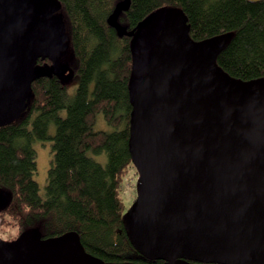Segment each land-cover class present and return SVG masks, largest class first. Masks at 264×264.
<instances>
[{
	"label": "water",
	"instance_id": "1",
	"mask_svg": "<svg viewBox=\"0 0 264 264\" xmlns=\"http://www.w3.org/2000/svg\"><path fill=\"white\" fill-rule=\"evenodd\" d=\"M127 147L136 197L123 215L135 250L162 264H264V78L229 76L216 59L226 35L194 41L178 8L130 32ZM58 0H0V127L27 108L39 78L62 81L66 36ZM38 60L50 64L37 65ZM0 264L107 263L77 234L27 230L0 240Z\"/></svg>",
	"mask_w": 264,
	"mask_h": 264
},
{
	"label": "trees",
	"instance_id": "2",
	"mask_svg": "<svg viewBox=\"0 0 264 264\" xmlns=\"http://www.w3.org/2000/svg\"><path fill=\"white\" fill-rule=\"evenodd\" d=\"M58 1L62 59L72 76L69 83L55 76L34 81L26 110L0 127V192L8 196L0 200V225L16 227L14 238L32 229L45 238L75 233L87 253L107 263L162 264L131 245L119 197L134 169L127 147L132 58L130 38L108 20L125 0ZM168 7L182 10L192 40L228 37L216 63L229 76L264 78V0H128L115 23L130 32ZM99 119L108 130L97 129ZM36 142L50 143L42 193L33 179ZM89 154H104L105 163Z\"/></svg>",
	"mask_w": 264,
	"mask_h": 264
},
{
	"label": "rangeland",
	"instance_id": "3",
	"mask_svg": "<svg viewBox=\"0 0 264 264\" xmlns=\"http://www.w3.org/2000/svg\"><path fill=\"white\" fill-rule=\"evenodd\" d=\"M249 1H257V0H249ZM63 61V59H62ZM64 62V61H63ZM71 75L68 79H65V82H70ZM97 129L108 130V127L99 119L97 123ZM33 148L36 152V173L33 176L34 181L38 184L40 188V192L42 193L43 188L46 183L47 171L49 168V162L51 158L50 154V143L49 142H36L33 144ZM95 161L104 164L105 156L104 154L94 156L89 154ZM137 174L136 170L130 169L128 173L125 175L124 180L121 184V190L119 193V197L122 200L124 211L126 212L130 206L132 205L135 197H136V183H137ZM7 194H1L0 192V200L5 202L7 200ZM16 236V227L0 225V240L2 241H10ZM15 239V238H14Z\"/></svg>",
	"mask_w": 264,
	"mask_h": 264
},
{
	"label": "flooded vegetation",
	"instance_id": "4",
	"mask_svg": "<svg viewBox=\"0 0 264 264\" xmlns=\"http://www.w3.org/2000/svg\"><path fill=\"white\" fill-rule=\"evenodd\" d=\"M44 63H47V62L44 61L43 64H44ZM48 64H50V63H48ZM129 117H130V113H129ZM128 124H129V119H128Z\"/></svg>",
	"mask_w": 264,
	"mask_h": 264
}]
</instances>
